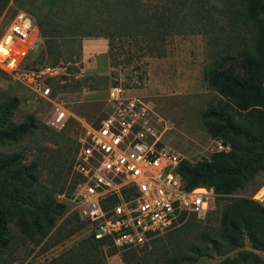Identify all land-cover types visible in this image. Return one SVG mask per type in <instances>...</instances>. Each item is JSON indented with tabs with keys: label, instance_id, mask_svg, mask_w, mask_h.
Wrapping results in <instances>:
<instances>
[{
	"label": "rangeland",
	"instance_id": "1",
	"mask_svg": "<svg viewBox=\"0 0 264 264\" xmlns=\"http://www.w3.org/2000/svg\"><path fill=\"white\" fill-rule=\"evenodd\" d=\"M57 1L0 0V35L18 12L43 20L55 9ZM240 3L241 0H62L55 10L58 17L52 19L50 26L110 21L106 25L114 33L112 63L101 41H89L95 36L53 37L48 47L41 35L39 46L29 53L25 65L37 67L47 62L57 68L58 74L46 81L51 99H43L0 70V114L14 98L17 102L11 120L20 123L30 116L36 124L22 138L0 144V153L13 155L20 164L36 165L33 172L39 174L38 183L50 191L67 189L77 138L85 124L98 123L105 115L108 89L120 84L159 108L168 121L163 140L184 160H211L216 152H230L235 145L239 160L236 166H248L233 183L228 177L212 180L211 185L220 187V192L203 218L184 215L172 229L153 236L160 252L182 251L195 257L189 250L191 246L198 247L200 256L186 264H252L249 261L253 258L248 255L252 252L264 263V248H254L247 236L241 246L232 249L220 237V216L225 204L238 197L264 202V107L239 109L215 90L208 73L225 67L240 71V53L251 38V29L239 14ZM138 12L145 22L136 19ZM168 19L178 32L159 35L157 31L164 24L158 22ZM145 32L149 36H142ZM59 101L66 103L71 116L63 130L55 131L46 120L54 110V102ZM207 110L212 112L209 121L203 115ZM218 114L230 118L239 127V134L212 135L209 126L223 124ZM218 143L223 145L221 151L216 150ZM4 176L0 173V183ZM65 207L53 218L42 240L35 242L13 225L14 220L22 215L31 222L33 214L38 215L42 225L47 220L35 207L9 202L6 209L12 221L8 223V239L0 243V264H89L90 255L85 254L91 245L87 241H91L88 227L71 205ZM204 235L218 240L219 246L213 247ZM35 236L37 239L39 234ZM107 247L115 253L105 256V262L114 254L121 257L124 251L136 253L131 259L133 264L144 262V244L122 251L111 244L103 249ZM149 256L153 259L154 254Z\"/></svg>",
	"mask_w": 264,
	"mask_h": 264
},
{
	"label": "built area",
	"instance_id": "2",
	"mask_svg": "<svg viewBox=\"0 0 264 264\" xmlns=\"http://www.w3.org/2000/svg\"><path fill=\"white\" fill-rule=\"evenodd\" d=\"M37 19L18 12L0 35V70L23 82L43 99H51L46 81L58 72L51 63L28 67L29 53L41 42ZM46 124L63 130L71 111L54 102ZM146 98L117 84L108 89L105 115L87 123L77 138L70 182L57 192L71 205L95 239L118 251L141 246L177 225L187 214L204 217L218 193L212 185L189 187L178 171L179 151L163 140L168 121ZM223 145L218 143L217 151Z\"/></svg>",
	"mask_w": 264,
	"mask_h": 264
},
{
	"label": "trees",
	"instance_id": "3",
	"mask_svg": "<svg viewBox=\"0 0 264 264\" xmlns=\"http://www.w3.org/2000/svg\"><path fill=\"white\" fill-rule=\"evenodd\" d=\"M61 1L58 0L56 2L55 9L52 13L45 16L43 20L37 19L40 33L46 39L48 47H50L53 37L103 36L108 38V57L111 60L113 58L112 38L114 33L108 31V26L106 25L110 21L101 19L98 25L95 21H77L66 25L57 23L55 27L50 26L52 19L58 17L55 10L60 7ZM240 6L239 14L242 16L243 22L247 23L251 29L250 42L240 53V71H235L232 67H225L210 70L208 73L215 90L220 95L227 97L241 110H258L264 107V1L241 0ZM139 14V12L136 14V19L145 22ZM75 17L79 18L78 15H75ZM157 20H160V16H157ZM158 24H164L161 31H157L159 35H164L168 32H178V30L175 31L173 21L169 19L168 22L160 21ZM58 29H62V31ZM129 35L131 34L129 33ZM142 36L147 37L149 35L145 32ZM16 102L12 98L0 114V144L14 142L30 133L36 126L34 118L30 116L20 123H15L11 120ZM203 115L209 121L212 117V112L207 110ZM218 115L223 124L218 127L216 124H211L209 127L212 135L228 134L229 132L239 134V127L230 118H224L221 114ZM237 157L238 149L233 145L230 152H216L211 160L192 163L183 159L180 162L178 171L187 181L189 187L202 184L211 185L212 180L217 177H228L229 183H233L244 169L248 167L246 163L242 166H236L239 164ZM36 167V165L20 164L16 162L13 155L0 153V173L5 174L0 183V243H5L6 239H8V223L12 221L11 218H8L9 213L6 209L9 206V202L13 204L19 203V206L22 207H35L47 220L46 224L42 225L38 215L34 214L31 222L23 219L22 215H18V218L14 220L13 225L17 226L19 231L35 242L42 240L51 227L53 218L61 214L66 208L65 204L58 202L55 198V194L58 191L52 192L46 185L38 183L39 174L33 172ZM50 181L52 180L50 179ZM69 187H71V184ZM215 190L219 193L220 187L216 186ZM37 199L38 201L33 203ZM31 200L34 201L31 202ZM80 221L86 225L84 221ZM36 233L39 234L37 239ZM246 236L252 242L254 248H264V202L262 203L250 197L234 198L225 204L221 211L220 237L232 249L241 246ZM88 237L91 238V241L87 240L91 245L88 246L89 248H87L85 254L88 253L90 255L89 264H107L104 257L115 253V250L112 247H107L104 250L103 247L111 244V242L106 239H95L92 234H89ZM204 237L207 238L213 247L217 248L219 246L218 240L206 235ZM153 238L152 236L144 244L145 257L141 258L144 261L142 262L143 264H186L187 262L195 261L196 257L200 256V251L195 246H191L189 250L196 255L195 257L187 256L182 251H172L171 253L167 250H162L160 252ZM149 244L150 248H148ZM149 254H154L153 259L150 258ZM135 255L136 253L122 252L123 263L133 264L131 259ZM248 255L253 258L249 261L252 264H264L252 252H249ZM241 258L244 260L242 256ZM148 259H151V261L145 263ZM232 260L231 262H233Z\"/></svg>",
	"mask_w": 264,
	"mask_h": 264
},
{
	"label": "crops",
	"instance_id": "4",
	"mask_svg": "<svg viewBox=\"0 0 264 264\" xmlns=\"http://www.w3.org/2000/svg\"><path fill=\"white\" fill-rule=\"evenodd\" d=\"M90 38L91 39H89V41L90 40L101 41L103 43V45H104V50H103L104 53L107 52V50H108V40L106 39V37L99 36V37H90ZM84 47L87 49L88 45L84 44ZM107 264H124V263L122 262V259H121L119 254H114V255L108 257Z\"/></svg>",
	"mask_w": 264,
	"mask_h": 264
}]
</instances>
